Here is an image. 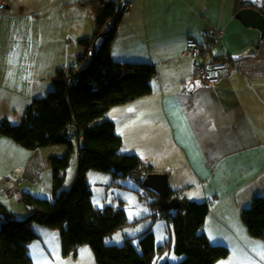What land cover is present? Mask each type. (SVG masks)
<instances>
[{
    "label": "crops",
    "instance_id": "0c3cea01",
    "mask_svg": "<svg viewBox=\"0 0 264 264\" xmlns=\"http://www.w3.org/2000/svg\"><path fill=\"white\" fill-rule=\"evenodd\" d=\"M51 2L39 5L35 16L55 5ZM235 4L236 0H134L119 23L111 55L118 62L151 63L158 73L151 94L111 107L106 117L116 123L123 153L138 154L153 167L152 173L168 172L176 197L209 204L204 231L212 244L228 246V257H235L237 261L231 260L236 264H264V240L252 237L241 218L254 197L264 196V37L235 17ZM40 19L26 22L35 23L43 34ZM47 23L70 30L54 40L80 45L79 40L94 34V19L73 13L71 7ZM212 27L224 32L214 55H229L237 70L220 83L204 84L194 58L184 50L188 37L204 44ZM9 51L20 53L23 47L11 45ZM15 142L0 134V173L36 177L39 183L49 170L47 160L55 154L44 147L28 151ZM4 180L11 184L9 191L25 182ZM31 187L28 194L33 195L37 190ZM5 206L14 217L12 208Z\"/></svg>",
    "mask_w": 264,
    "mask_h": 264
},
{
    "label": "trees",
    "instance_id": "16d2710c",
    "mask_svg": "<svg viewBox=\"0 0 264 264\" xmlns=\"http://www.w3.org/2000/svg\"><path fill=\"white\" fill-rule=\"evenodd\" d=\"M86 3L93 9L94 34L79 40L85 49L79 57V66L58 68L52 76L55 89L45 97L35 98L19 124H11L7 119L0 122V134L28 150L60 144L71 150V137H77V173L70 190H66L70 152L50 157L54 200L24 194L21 200L30 211L26 220H17L0 204V264H34L29 248L39 235L33 223L59 230L64 255H77L79 246L90 244L99 264H154L170 242L157 245L151 230L143 233L137 246L132 238L123 245L106 243L107 237L130 221L122 206L108 205L102 209L94 206L93 190L87 181L90 170L112 173L114 178H133L154 196L153 210L173 225L174 251L184 255L178 263L163 264H216L228 257L230 249L212 244L204 231L209 204L182 198L185 210H164L159 194L143 184V172L152 173L153 167L138 154L122 152L124 140L115 121L107 118L106 113L113 106L151 94L152 81L158 72L151 63L118 62L112 58L111 46L125 16L116 0H86ZM245 7H255L264 14V3L258 6L253 0H236V13ZM91 49L93 54L89 56ZM214 57L217 61L232 62L229 55ZM87 61V66L81 67ZM174 197L176 192L170 189L169 198ZM241 218L252 237L264 240V196L254 197L251 205L241 212Z\"/></svg>",
    "mask_w": 264,
    "mask_h": 264
},
{
    "label": "rangeland",
    "instance_id": "374dc122",
    "mask_svg": "<svg viewBox=\"0 0 264 264\" xmlns=\"http://www.w3.org/2000/svg\"><path fill=\"white\" fill-rule=\"evenodd\" d=\"M5 1L11 8L7 9L9 15H0V122L7 119L11 124H19L24 117L25 109L35 98L45 97L55 89L52 81L55 71L60 67L79 66V57L85 51L84 48H79L80 45L76 41L54 40L56 36L65 37L70 30L56 25L55 28L51 27L47 23L48 19L49 21L56 19L62 13H67L71 7L75 14L80 13L85 18L90 15L92 21L94 19L93 9L90 4L86 3V0ZM253 1L260 5L264 3V0ZM45 2L55 5L42 11L41 15L35 16L34 10ZM60 6L65 8L57 10ZM25 14L27 15L21 17ZM35 17L41 18L39 22L43 28V34H38L35 23L30 25L26 22L27 18L35 19ZM17 33H21V35H15ZM23 33L26 34L23 35ZM11 45L23 47V52L12 53L9 51ZM79 52L82 53L79 54ZM9 138L14 141L11 137ZM71 140V150L68 145L61 144L44 147V151L55 154L54 156L57 157H62L70 152V167L67 170V181L64 187L66 190H70L78 167V139L72 136ZM13 155L12 152L11 156ZM21 158L24 160L23 157ZM74 160L75 166L72 164ZM47 164L49 170L45 172L39 183H35L38 181V178L35 179L36 177L26 179L16 172L0 173V204L5 208H7L5 204L12 208L14 218L17 220H26L30 215L29 209L21 199L24 194L30 193L31 186L37 190L32 193L33 195L54 200L53 172L49 160H47ZM5 177H10L13 180L21 178L25 182L15 186L14 190L10 192L11 184L5 182ZM87 181L93 190L92 200L96 208L102 209L108 205L123 206L130 221V224L107 237V244L123 245L126 239L132 238L133 243L137 246L143 233L151 230L155 233L157 245L170 242V247L156 257L154 264H163L166 261L178 263L183 260L184 255H178L174 251L176 238L173 225L165 217L160 216V213L153 210L154 196L149 194L139 181L129 177L114 178L112 173L97 170H90ZM32 226L35 227V232L41 236L30 244V255L34 264H99L90 244L79 246L77 255L74 253L64 255L59 230L38 223H33ZM231 259L237 261L235 257L229 256L219 262L220 264H236ZM227 260L228 262H224Z\"/></svg>",
    "mask_w": 264,
    "mask_h": 264
},
{
    "label": "built area",
    "instance_id": "2783aa9c",
    "mask_svg": "<svg viewBox=\"0 0 264 264\" xmlns=\"http://www.w3.org/2000/svg\"><path fill=\"white\" fill-rule=\"evenodd\" d=\"M120 12H129L133 6L134 0H116ZM8 3L0 0V15H9ZM224 32L220 28L212 27L209 30L207 41L204 44L199 43L194 37L186 39L184 50L185 56L194 58V69L197 72L200 81L204 84H216L229 78L237 70V67L230 61L215 60L214 51L216 44L223 41ZM93 50L89 51L92 56ZM75 82V79H72ZM149 174L148 171L143 172V178ZM12 191V190H10Z\"/></svg>",
    "mask_w": 264,
    "mask_h": 264
},
{
    "label": "water",
    "instance_id": "95a60500",
    "mask_svg": "<svg viewBox=\"0 0 264 264\" xmlns=\"http://www.w3.org/2000/svg\"><path fill=\"white\" fill-rule=\"evenodd\" d=\"M235 17L240 20L244 26L258 29L264 37V14L259 9L255 7H245L240 9ZM169 177L170 174L168 172H153L144 178L143 184L159 194V203L164 210H185L186 203L181 197L169 198Z\"/></svg>",
    "mask_w": 264,
    "mask_h": 264
},
{
    "label": "clouds",
    "instance_id": "9594fccd",
    "mask_svg": "<svg viewBox=\"0 0 264 264\" xmlns=\"http://www.w3.org/2000/svg\"><path fill=\"white\" fill-rule=\"evenodd\" d=\"M144 180V179H143Z\"/></svg>",
    "mask_w": 264,
    "mask_h": 264
}]
</instances>
